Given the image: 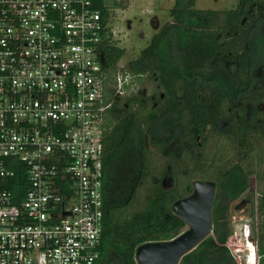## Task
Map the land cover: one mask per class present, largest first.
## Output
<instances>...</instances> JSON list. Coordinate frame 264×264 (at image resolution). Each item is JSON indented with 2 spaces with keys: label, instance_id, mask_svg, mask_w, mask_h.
<instances>
[{
  "label": "trees",
  "instance_id": "1",
  "mask_svg": "<svg viewBox=\"0 0 264 264\" xmlns=\"http://www.w3.org/2000/svg\"><path fill=\"white\" fill-rule=\"evenodd\" d=\"M91 1L105 20L112 16L103 0ZM195 4L176 1L172 22L128 66L144 75L142 90L115 99L107 115L105 218L96 264H138L139 246L187 230L173 204L191 195L193 179L204 175L217 185L213 235L180 264H238L225 214L248 193L251 177L258 183L255 236L264 264V81L256 77L264 70V0H240L228 11ZM102 51L104 67L113 70L125 54L117 45ZM155 155L165 160L160 173ZM166 174L174 179L169 188L160 181ZM142 186H148L144 201L129 212Z\"/></svg>",
  "mask_w": 264,
  "mask_h": 264
},
{
  "label": "built area",
  "instance_id": "2",
  "mask_svg": "<svg viewBox=\"0 0 264 264\" xmlns=\"http://www.w3.org/2000/svg\"><path fill=\"white\" fill-rule=\"evenodd\" d=\"M108 45L91 0H0V264L100 259L107 115L144 78Z\"/></svg>",
  "mask_w": 264,
  "mask_h": 264
},
{
  "label": "rangeland",
  "instance_id": "3",
  "mask_svg": "<svg viewBox=\"0 0 264 264\" xmlns=\"http://www.w3.org/2000/svg\"><path fill=\"white\" fill-rule=\"evenodd\" d=\"M105 6L111 11V24L115 31V45L125 50V54L119 62V66H130L141 56L142 51L149 45L154 35L159 31L160 27L172 22L171 10L175 6L177 0H103ZM240 0H196L195 8L200 10L228 11L234 10L239 5ZM257 78L264 81V70L257 72ZM158 173L162 172L165 164L163 156L155 155ZM193 180L213 181L211 175H204ZM148 186H142L136 195L133 203L129 207V212L139 209L144 201V195ZM258 198V183L256 177H251L249 181V191L240 198L239 201L231 202L229 209L225 214L230 222L232 232L233 216H246L253 220L255 229H257L258 215L256 202ZM243 199L248 202L244 206V210L236 211L235 206ZM227 201L224 205H227ZM258 231V230H257ZM233 233L231 234V236ZM230 236V237H231ZM256 240V236H255ZM257 241V240H256ZM239 244L235 248L238 251L249 253L250 259L256 258V249L254 254L248 249L247 245ZM258 252V249H257ZM250 262H255L254 260ZM208 264H221V261L208 260Z\"/></svg>",
  "mask_w": 264,
  "mask_h": 264
},
{
  "label": "water",
  "instance_id": "4",
  "mask_svg": "<svg viewBox=\"0 0 264 264\" xmlns=\"http://www.w3.org/2000/svg\"><path fill=\"white\" fill-rule=\"evenodd\" d=\"M216 190L215 181H194L192 194L173 204L174 214L185 221L187 230L170 241L149 242L139 246L136 250L138 264H180L187 254L213 235V205ZM247 202L243 199L235 206L236 211L242 212ZM232 233L229 243L232 245L233 255L239 259L240 264H258L253 220L246 216H233ZM247 243H251L256 249L255 262H250L248 252L235 249L237 245Z\"/></svg>",
  "mask_w": 264,
  "mask_h": 264
},
{
  "label": "flooded vegetation",
  "instance_id": "5",
  "mask_svg": "<svg viewBox=\"0 0 264 264\" xmlns=\"http://www.w3.org/2000/svg\"><path fill=\"white\" fill-rule=\"evenodd\" d=\"M157 181H159V179ZM160 181H161V184L165 186V188H169V186H173V183H174V179L171 174H166V176L162 178V180L160 179ZM194 181L196 180H193V182ZM193 182H192V185H193Z\"/></svg>",
  "mask_w": 264,
  "mask_h": 264
},
{
  "label": "bare ground",
  "instance_id": "6",
  "mask_svg": "<svg viewBox=\"0 0 264 264\" xmlns=\"http://www.w3.org/2000/svg\"><path fill=\"white\" fill-rule=\"evenodd\" d=\"M247 247H248V249L251 251V253H253L254 254V250H255V248H254V246L252 245V244H249V245H247ZM236 249V248H235ZM252 260H254L255 261V259H250V261H252ZM252 263V262H251Z\"/></svg>",
  "mask_w": 264,
  "mask_h": 264
}]
</instances>
